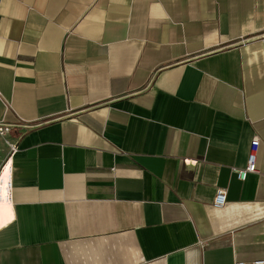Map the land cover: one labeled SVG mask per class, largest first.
I'll list each match as a JSON object with an SVG mask.
<instances>
[{
    "label": "crops",
    "instance_id": "obj_1",
    "mask_svg": "<svg viewBox=\"0 0 264 264\" xmlns=\"http://www.w3.org/2000/svg\"><path fill=\"white\" fill-rule=\"evenodd\" d=\"M0 126V264L264 260V0H0Z\"/></svg>",
    "mask_w": 264,
    "mask_h": 264
},
{
    "label": "built area",
    "instance_id": "obj_2",
    "mask_svg": "<svg viewBox=\"0 0 264 264\" xmlns=\"http://www.w3.org/2000/svg\"><path fill=\"white\" fill-rule=\"evenodd\" d=\"M8 132H9L8 127L0 126V136L4 137L7 135ZM6 143L10 148V155L0 167V178L6 166L10 163V167H9L8 174H7L8 194L7 196H3L1 192V180H0V203L2 201H8V202L11 201V177H12L11 156L17 150L16 144H12L8 141H6ZM259 143H260L259 138H254L252 140L246 167L244 169H234L233 170V172L236 174L239 180L244 181L246 180L249 174H256L259 172L258 167H257V156H258V151H259ZM226 201H227V191L225 189H218L216 192L215 198L213 200V206L215 208H223L226 204ZM238 264H264V260H258V261L249 262V263L240 262Z\"/></svg>",
    "mask_w": 264,
    "mask_h": 264
},
{
    "label": "rangeland",
    "instance_id": "obj_3",
    "mask_svg": "<svg viewBox=\"0 0 264 264\" xmlns=\"http://www.w3.org/2000/svg\"><path fill=\"white\" fill-rule=\"evenodd\" d=\"M0 138H1V142H2L3 144H7V143H6V140H5L2 136H0Z\"/></svg>",
    "mask_w": 264,
    "mask_h": 264
}]
</instances>
